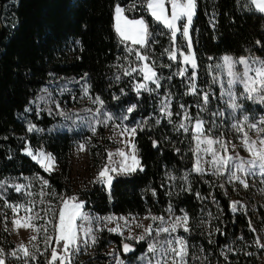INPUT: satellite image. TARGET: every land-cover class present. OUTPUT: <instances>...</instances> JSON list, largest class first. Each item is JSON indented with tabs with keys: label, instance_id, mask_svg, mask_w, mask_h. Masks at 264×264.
<instances>
[{
	"label": "trees",
	"instance_id": "trees-1",
	"mask_svg": "<svg viewBox=\"0 0 264 264\" xmlns=\"http://www.w3.org/2000/svg\"><path fill=\"white\" fill-rule=\"evenodd\" d=\"M117 4L130 19L143 17L148 22L151 35L146 46L122 41L115 32ZM248 5L249 0H196L190 30L197 62L193 91V72H187L189 77L180 73L179 62L166 51L174 46L187 50L183 37L179 35L174 44L170 32L150 17L141 0H0L2 257L15 248L7 203L23 202L29 193L39 195L43 185L55 201L70 192V155L82 132L51 130L61 120L38 111L33 102L44 86L71 78L74 86L87 87L93 98L103 101L99 106L112 117L111 123L138 126L140 167L113 179L110 188L95 182L79 190L75 196L87 211L100 216H159L170 210L189 220L188 231H177L188 245L189 264H263V251L255 244L246 214L232 210L223 176L194 170L193 123L203 120L209 129L211 112L221 98L219 86L210 84L213 64L224 55L264 60V14ZM129 47L133 52L127 51ZM136 51L149 57L147 63L159 77L139 92L136 85L143 76ZM206 88L211 90L208 103L203 100ZM163 101L171 115L162 112ZM185 110L188 118L182 121ZM181 123L187 131L179 127ZM30 125L34 130H28ZM28 148L52 154L58 169L45 171L26 153ZM18 185L23 186L19 192ZM123 243L121 236L102 231L95 244L71 253L70 264H109L108 249L121 250ZM136 246V254L129 258L121 254L122 258L130 261L148 248L144 242ZM47 259L37 249L27 260L48 264ZM7 262L11 264L8 256Z\"/></svg>",
	"mask_w": 264,
	"mask_h": 264
},
{
	"label": "rangeland",
	"instance_id": "rangeland-1",
	"mask_svg": "<svg viewBox=\"0 0 264 264\" xmlns=\"http://www.w3.org/2000/svg\"><path fill=\"white\" fill-rule=\"evenodd\" d=\"M166 7L168 8V15H171V8L166 3ZM196 11V10H195ZM195 16V15H194ZM192 18V22L194 19ZM130 19V18H129ZM191 24L189 25V36L184 37L179 32L175 38L174 44L177 42V37L181 35L184 39V43L187 46V50L179 51L175 46L173 51L176 52V59H172L175 63L179 62L180 73L186 75L188 71L193 72L192 74V83L193 86L196 83L197 79V62L196 56L194 53L193 44L191 41ZM178 26L183 23V21H178ZM132 44L131 41L125 40ZM173 41V40H172ZM189 44L191 47H189ZM137 45V44H135ZM183 53V55L181 54ZM184 55H188L190 59L194 55L196 68L193 69L191 63L184 62ZM231 56L234 60H238L240 57H234L232 55H224ZM219 60V62L213 64L210 75L211 80L210 84H216L220 88V102L217 105V108L211 112V123L210 128L206 129L203 120H196L193 123V134H194V147L196 152V161L194 170L196 171L197 166L203 169L202 172L210 173L215 176H223L224 178V186L227 194L231 198V206L233 204L236 205V211L234 212H242L246 214L249 223L251 225L252 230L255 233V244L258 248L263 251V255L261 260L264 264V248L260 247L261 244H264V178L256 176V177H243L247 180L248 187L244 188L243 185L239 181H232L229 178L228 172L226 170H221L218 174H214L216 169L213 168L210 161L213 159L212 152H206L205 150L209 148V145L206 142L208 138H211L213 141H222L227 145V151H224L221 148L219 143H214L211 145L213 151L217 152L218 155L223 156H236L239 155L243 157L245 160L250 159V154L243 147V143L245 140V133H247V137L249 142L252 140L257 141V147H261L258 142V137H264V132H259L257 129L264 128V124L261 123V120H264V103L259 101V98L254 99H246L244 95H241L243 92V86L237 84L234 88V92L238 99L236 100L237 104H241L242 107L238 109H233L230 106V98L225 94L227 88V80L229 79L227 75L226 68H218V65L223 64V57ZM248 58L249 64L252 68L259 67L258 64H252V60L248 56H243ZM262 60V59H261ZM140 68H143L147 61H140ZM148 64V63H147ZM150 65V64H149ZM235 71L242 72L243 65L237 64L235 66ZM143 81L138 83L136 87L143 84L145 87L140 88L148 89L154 80H145L144 74ZM253 73H250L252 75ZM214 79L216 82H214ZM73 82V83H72ZM76 82L75 79H56L52 81L49 85L44 86L40 89L37 97L34 100V105L36 106L38 111H44L49 116L58 117L61 121L57 124L56 127L51 128V130H69L71 128L77 129L82 132V137L75 141L70 155V176L68 179L69 183V193H64L60 196L56 201L54 197L47 192L43 185V188L39 192V195H32L29 193L25 201L20 203H7V205L11 204L16 207V211L14 212L11 207H8L9 210V229L11 233V237L13 242L15 243V248L8 252L5 257H2L6 263L7 256L10 258L11 264H30L27 260L32 253H34L37 249L43 253L47 254V260L49 262L51 252L55 248L59 257H65L63 252V241L60 242V245L56 244V233L53 229L52 224H49L48 221L52 220L53 223H57L58 221L53 217V213L58 212L60 207H62V200L67 199L68 197L75 196L79 190L84 188L85 186L95 183L96 178L100 169L109 163L108 153H113L112 161L114 163L111 164L112 167H118L119 163L124 161L125 166H133L135 167V162L131 159V155H135L139 160L140 167V159L139 153L135 144V135H130L129 132L124 131L125 128H138L135 127H121L117 126L116 123H111L108 119V116L105 115L99 106V102L93 98L87 87H77L73 84ZM221 84L224 86L222 87ZM194 91V90H193ZM211 93V90L206 88L203 96ZM209 102V99H208ZM207 102V103H208ZM162 112L169 114V105L166 101L162 102ZM262 107L263 109H259ZM186 110L182 116V121L185 120ZM245 116L248 117L247 121L245 120ZM197 121H202L203 133L199 134V140L201 141L198 144L197 135L198 133L195 130V125ZM188 122V121H187ZM250 124H256L257 129L250 128ZM30 127H33L30 125ZM237 127L241 128V131H237ZM35 127H33L34 130ZM123 132V135L121 133ZM130 141V143H128ZM131 144L135 145V149L131 148ZM81 145H83V150H81ZM31 150L33 156H36V159H33L36 163H38L45 171L52 172L58 169L56 160L54 156L51 154V157L54 158V162L51 159H44L38 155L39 152H43L45 156L50 153H47L44 149H32ZM118 150H123L127 154L126 157H121L116 153ZM199 162V163H198ZM49 165L51 166L49 168ZM139 167H136L139 168ZM47 169V170H46ZM198 172V171H196ZM130 172L118 171L116 173H110L115 179L118 176L126 175ZM238 175H243L241 173H237ZM106 187H108L105 184ZM22 205V207H20ZM50 210V211H49ZM83 211L89 214L92 217H114L115 219L111 221L100 220L99 222L93 220L92 228L93 233L96 239L102 231H108L113 234H117L122 237L124 243H128L131 245H136L139 243H146L147 246L149 243L156 244V252H149L148 248L145 252L140 253L138 256L134 257L132 260H124L121 256L122 250L117 249L115 246H112L108 249V257L109 264H116V259L119 258L123 261V264H156V260L160 259L161 264H172L171 255L168 256L163 255V250L168 248L167 240H173V244L171 247H176L175 239L182 238L178 235L177 231L179 229H185V226L188 228L189 220L187 219V224L184 225L183 222L177 223V218H183L182 215H177L171 212L170 210H166L163 215H152V214H126V215H106L100 216L95 215L87 211L83 208ZM38 214L39 218H36ZM152 217H162L163 220L156 219L153 220ZM32 218V219H29ZM13 220L19 221V224H14ZM81 221L77 220V224L79 225ZM33 225L37 228H41V231L37 232L31 226L25 225ZM176 225V230L171 231L173 225ZM47 226V235L52 236L53 239L49 240L45 243V232L43 231V227ZM87 226V225H85ZM151 226L153 229L151 235L145 232V228ZM117 231H109L108 229L117 228ZM167 227L169 228V232H160L157 229ZM122 233V234H121ZM140 235H144V240H133L129 239V237H139ZM36 237L35 240L32 237ZM80 239H86L84 237L83 232H80ZM88 239V244L84 245L80 244V249H86L90 247L93 243L91 242L90 237ZM257 240L259 243H257ZM123 243V244H124ZM23 245L27 248L30 253L29 256H25L23 250L20 246ZM123 246V245H122ZM60 248V250H59ZM137 249V248H136ZM76 251L73 248H69V253ZM15 252L16 255L12 256L11 253ZM189 248L187 245V256L184 257L187 264H189ZM63 255V256H62ZM70 256L65 257L64 264L68 263L70 260ZM179 260V258H176ZM54 263L61 264V260L58 258Z\"/></svg>",
	"mask_w": 264,
	"mask_h": 264
},
{
	"label": "snow or ice",
	"instance_id": "snow-or-ice-1",
	"mask_svg": "<svg viewBox=\"0 0 264 264\" xmlns=\"http://www.w3.org/2000/svg\"><path fill=\"white\" fill-rule=\"evenodd\" d=\"M142 6L144 7V10L147 11L150 15V17L158 22L160 25H162L165 29H167L170 34L173 42H175V38L177 36V33L179 32L182 36L188 37L189 36V25L192 22V18L195 15L196 10V0H141ZM166 3L171 8V15H168V8L166 7ZM134 6V5H133ZM249 8L250 10L258 11L259 13L264 14V0H249ZM254 6V7H253ZM125 8L121 7L119 4L115 6L114 9V30L115 32L122 38L123 40H129L132 42V44H137L142 47L146 46L148 44L149 37L151 35L150 33V26L148 22L141 17L140 19H129L128 16L125 15ZM131 10V9H129ZM178 21H183L182 24L178 26ZM257 44H260V41H256ZM189 47L191 45L189 44ZM127 51L129 53L133 52L132 48H127ZM166 51L169 52V58L170 59H176V52L166 49ZM183 55V53H181ZM135 56L137 60L140 61H148L149 57L146 55L141 54L139 51L135 52ZM252 64H258L259 67L252 68L249 64L248 58L240 57L238 60H234L231 56H224L223 57V64L218 65V68H226L227 69V75L229 79L227 80V88L225 94L229 96L230 98V106L231 108L238 109L241 108V104H237L236 100L238 97L236 96L234 92V88L237 84H240L243 86V92L241 95H244L246 99H254L259 98V101L261 103H264V60H261L258 57L251 58ZM184 62L185 63H191V66L193 69L196 68V62L194 55L190 59L188 55H184ZM243 65V71L238 72L235 71V66ZM132 71H135V69H132ZM141 73L144 74L145 80H154V82L158 81L159 77L157 76V73L155 72L154 68L145 63L144 67L140 69ZM250 73H253L250 75ZM126 74H131L130 72ZM214 82L215 79H214ZM223 87L224 85L221 84ZM145 86L143 84L139 85L137 88V92H139L140 88H144ZM193 90H195V86H193ZM97 101H99V98H96ZM203 100L205 103L208 102V95L205 94L203 96ZM100 104H103V101H99ZM135 105L129 107L127 109L128 112H132ZM171 115V113H169ZM185 118L187 119V115L185 114ZM108 119H112L111 116L108 117ZM248 117L245 116V120L247 121ZM261 123L264 124V120H261ZM202 121H197L195 125V130L198 133L197 135V141L198 144L201 142L199 140V134L203 133L202 128ZM180 128H184L185 131L188 129L185 128L184 124L181 123L179 125ZM250 128L257 129L256 124H250ZM29 131L33 130V127H29ZM242 129L237 127V131H241ZM259 132H264V128L257 129ZM124 131L129 132L130 135H135L136 128L127 129L125 128ZM123 135V132L121 133ZM245 135V140L243 143V147L245 150L250 154V159L245 160L243 157H240L239 155L236 156H223L218 155L217 152L213 151L211 148V145L214 143H219L221 148L224 149V151H227V145L223 143L222 141H213L211 138H208L206 142L209 145V148L206 149V152H212L213 159L210 161L213 168L216 169V172L214 174H218L221 170H226L228 172L229 178L232 181H239L244 188H247L249 185L247 183V180L243 177H262L264 178V137H258V142L261 145V147H257V141L252 140L249 142V139L247 137V133ZM130 143V141L128 142ZM155 143V142H154ZM81 150H83V145L80 146ZM131 148L134 150L135 145L131 144ZM29 156H32L33 159H36V156H33V153L31 150H28L27 153ZM117 155L121 157H126L127 154L123 150H118L116 153ZM38 155L44 159H51L54 162V158L51 157V154H48L45 156L43 152H39ZM113 153H108V160L109 163L105 164L99 171L98 176L96 178L97 183L106 184L109 188L111 187V183L113 180V176L110 173H116L118 171H124V172H132L136 170V167H139V160L136 158V156L133 154L131 155V159L135 162V167L133 166H125V162L122 161L119 163L118 167H112L111 164L114 163L112 161ZM199 163V162H198ZM51 166L49 165V168ZM47 170V169H46ZM142 170V169H141ZM196 171L202 172L203 169H201L199 166H197ZM237 173H241L243 175H238ZM264 182V180H262ZM46 184L47 181H44ZM23 186L18 185L16 186V191L19 192ZM8 207H11L13 211H16V207L14 205H7ZM22 207V205L20 206ZM84 208V202L79 201L78 197L71 196L67 199L62 200V207H60L58 212L53 213V217L58 221L57 223H53L52 220H49L48 223L52 224L53 229L56 233V244L60 245V242L63 241V252L65 254V257L70 256L69 248H73L76 251L80 250V244L83 243L84 245L88 244V237H90L91 242L93 244L96 243V237L95 235H92L93 228L92 223L93 220L99 222L100 220L104 221H111L115 219L114 217H92L89 214L85 213L83 211ZM232 210L236 211V205H232ZM50 211V210H49ZM38 214H37V217ZM32 219V218H29ZM153 220L160 219L163 220L162 217H152ZM187 216L185 215L183 218L178 217L177 223L183 222L184 225L187 224ZM77 220L81 221V223L78 225ZM14 224H19V221L13 220ZM87 225V226H85ZM25 226H31L34 228L35 231L39 232L41 231V228H37L33 225H25ZM109 231H117V228L114 229H108ZM145 232H147L149 235H151L153 229L151 226L144 229ZM176 230V225L174 224L171 228V231ZM185 231H188L189 229L185 226ZM43 231L45 232V243H47L49 240H52V236L47 235V226L43 227ZM83 232L84 237L86 239H83L81 241L80 239V232ZM157 231L160 232H169V228L164 227L157 229ZM122 234V233H121ZM33 240L36 239V237H32ZM129 239L133 240H144V235H140L139 237H129ZM167 245H169L168 248L163 250V255L168 256L171 255L172 264H187L186 260L184 259L185 256H187V243L183 238H176L175 244L176 247H171L173 244V240H167ZM257 243L259 241L257 240ZM260 247L264 248V244H261ZM20 248L23 250L25 256H29L30 253L28 252L27 248H25L23 245L20 246ZM148 250L149 252H156V244L149 243L148 244ZM123 251L125 253L129 251H133V248L130 244L124 243L123 244ZM12 256H15L16 253H11ZM3 256V249H0V264H5ZM65 257H59L56 249L54 248L51 252L50 260L48 264H53L58 258L61 260V264H64ZM176 258H179L177 260ZM70 264V260H69ZM116 264H123V261L119 258L116 259ZM156 264H161L160 259L156 260ZM167 264V262H165Z\"/></svg>",
	"mask_w": 264,
	"mask_h": 264
},
{
	"label": "water",
	"instance_id": "water-1",
	"mask_svg": "<svg viewBox=\"0 0 264 264\" xmlns=\"http://www.w3.org/2000/svg\"><path fill=\"white\" fill-rule=\"evenodd\" d=\"M131 245V244H130ZM131 247L133 248V251H129V252H127V253H125L124 251H123V246H122V254L125 256V257H127V258H129V257H132L134 254H136V247L134 246V245H131Z\"/></svg>",
	"mask_w": 264,
	"mask_h": 264
},
{
	"label": "crops",
	"instance_id": "crops-1",
	"mask_svg": "<svg viewBox=\"0 0 264 264\" xmlns=\"http://www.w3.org/2000/svg\"><path fill=\"white\" fill-rule=\"evenodd\" d=\"M62 256H63V255H62ZM4 262H5V264H7L5 260H4ZM65 264H68V263H65Z\"/></svg>",
	"mask_w": 264,
	"mask_h": 264
}]
</instances>
